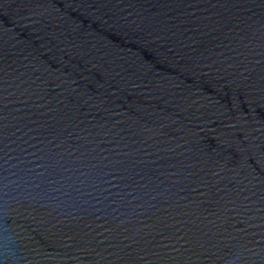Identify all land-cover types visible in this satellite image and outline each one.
I'll return each instance as SVG.
<instances>
[{
	"label": "water",
	"instance_id": "1",
	"mask_svg": "<svg viewBox=\"0 0 264 264\" xmlns=\"http://www.w3.org/2000/svg\"><path fill=\"white\" fill-rule=\"evenodd\" d=\"M0 264H264V0H0Z\"/></svg>",
	"mask_w": 264,
	"mask_h": 264
}]
</instances>
